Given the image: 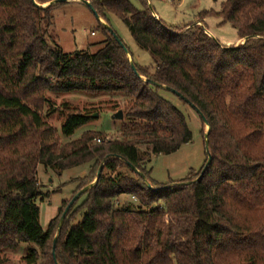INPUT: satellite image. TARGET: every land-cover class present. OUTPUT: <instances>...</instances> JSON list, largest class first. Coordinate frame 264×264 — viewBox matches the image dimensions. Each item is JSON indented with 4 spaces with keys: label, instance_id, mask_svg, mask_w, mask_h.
Masks as SVG:
<instances>
[{
    "label": "trees",
    "instance_id": "obj_1",
    "mask_svg": "<svg viewBox=\"0 0 264 264\" xmlns=\"http://www.w3.org/2000/svg\"><path fill=\"white\" fill-rule=\"evenodd\" d=\"M53 1L0 0V264L23 244L35 247L24 264H264V0H227L220 12L203 11L184 29L156 18L150 4L162 0H139L142 10L128 0H92L88 7L101 20L121 19L151 55V67L135 61L139 76L128 47L103 25L105 39L95 53L65 54L50 36L59 4H35ZM210 17L247 41L223 47L198 25ZM156 85L181 94L187 102L174 95L207 120L212 162L200 180L207 153L201 171L179 183L157 184L146 169L153 156L175 154L193 140L184 113ZM48 91L125 98L120 138L98 144L103 135L89 132L61 145L43 115ZM89 121L70 111L63 137ZM40 166L58 175L86 170L71 182L77 188L62 202V215L103 166L98 183L64 220L57 262L62 215L42 228ZM122 195L138 208L118 207ZM166 216L190 218L181 244L165 234Z\"/></svg>",
    "mask_w": 264,
    "mask_h": 264
},
{
    "label": "rangeland",
    "instance_id": "obj_2",
    "mask_svg": "<svg viewBox=\"0 0 264 264\" xmlns=\"http://www.w3.org/2000/svg\"><path fill=\"white\" fill-rule=\"evenodd\" d=\"M128 1L136 9H143L139 0ZM226 1L182 0L181 4L176 6L172 0H162L153 1L150 7L167 25L184 29L186 26L198 22L200 20L199 14L203 11L220 12L222 5ZM89 2H92V0ZM53 21L50 36L65 54H75L87 50L95 53L98 50L96 45L105 39L104 31L101 27L105 23L112 28L119 39L128 47L133 63L136 61L138 64L148 67L154 64L151 55L137 46L122 20L113 15H108L107 21L102 23L88 5L73 1L59 4L53 10ZM204 21L206 25H204ZM204 21L198 23V25L205 27L207 34H212L223 47H240L245 43V39L237 42L239 39L237 30L230 24H222L221 19L210 17ZM92 33H95V35L93 36ZM160 96L184 113L193 134V140L183 145L175 154L153 156L147 162L146 169L150 172L151 179L157 184L166 185L170 182L179 183L185 181L190 175L198 174L201 171L206 162L205 137L208 127L202 123L198 113L190 106L183 104L174 94L161 90ZM45 98L48 103L44 104L43 115L47 116L48 123L56 129L61 145L75 141L89 132L102 134L103 136L97 137V139L100 138L102 141L118 139L120 138L123 125L127 123L126 111L129 103L121 96L84 92L62 94L48 91L45 92ZM70 111H77L87 115L90 121L85 127L79 129L73 137L65 139L61 128ZM120 111L123 112V120H115L114 115ZM85 175L86 170L83 168L71 169L58 175L43 166L39 167L38 179L44 194L43 202L40 203V223L42 228L46 229L51 220L61 217L60 208L63 207L62 202L70 201L77 188V184L71 182ZM171 187L174 186L172 185ZM81 202L82 200L79 201V204ZM116 204L121 208L131 206L135 209L139 205L129 195L120 196ZM164 223L166 235L169 236L172 233L174 241L179 244L186 240V234L191 223L190 218L173 220L171 217L166 216ZM30 248L35 247L23 244L16 252L5 253L4 264H24L23 259Z\"/></svg>",
    "mask_w": 264,
    "mask_h": 264
},
{
    "label": "water",
    "instance_id": "obj_3",
    "mask_svg": "<svg viewBox=\"0 0 264 264\" xmlns=\"http://www.w3.org/2000/svg\"><path fill=\"white\" fill-rule=\"evenodd\" d=\"M34 1H35V0H34ZM73 1L81 2V3H83V4H86V5H88V6H91V2L86 1V0H55V1L49 3L48 5H45V6H40V5H38L36 2H35V4H36V6L45 9V8H47V7H49V6H55V5H58V4L69 3V2H73ZM94 13H95V12H94ZM95 15H96L97 19H98L100 22H102V23L104 22L103 20H101V18H100L96 13H95ZM103 24H104V27H105V28H107L112 34H114V37H115V39L117 40V42H118V43H121V40L119 39V37H118L117 35H115V33H114V31L112 30V28H110V27H109L107 24H105V23H103ZM210 36H211V35H210ZM246 41H247V39H245V42H246ZM125 50H126V53H127L128 57H129V60H130V62H131L132 69H133V70L135 71V73L139 76V74H138V72H137V69H136V66H135V64L133 63V61L131 60L130 52H129L126 48H125ZM156 86H158L159 88H161V89H163V90H166V91H168V92H172L173 94L177 95L178 97H180L181 99H183V100H185V101L187 102V100H186L181 94L177 93L176 91L171 90V89H169V88H167V87H164V86H160V85H156ZM192 107L194 108V106H192ZM197 112H198L200 118L206 123V125H207V127H208V131H207V133H206V137H205V149H206V153L208 154V162H207L205 168H204L203 171H202V175H201V177L198 179V180H200V179L204 176V174H205L207 168L209 167V165L211 164V162H212V157L209 155V150H210V149H209V138H208V135H209V132H210V127L208 126V124H207V120H206V118L204 117V115H203L202 113H200L199 111H197ZM94 117H95V116H94ZM123 118H124V115H123V112H122V111H120V112H118V113H116V114L114 115V119H115V120H123ZM132 169H133L135 172L139 173L134 167H132ZM102 171H103V166L100 168V170H99V172H98L97 179H96L95 183L92 184L91 186H89V187L83 189L82 191H80V192H79V193L73 198V200L70 202L69 206L66 208L64 214L62 215V217H61V221H60V225H59V229H58V235H57V237H56L55 240H54V247H53V255H54V259H55L56 262H57V260H56V255H55V249H56V245H57L58 237H59V234H60V232H61V229H62V226H63L64 220L66 219V217H67V215H68V213H69L71 207L74 205V203H75V202H76V201H77V200H78L83 194H85L87 191H89L90 189H92V188L98 183ZM139 174H140L141 177L146 181L144 175H142L141 173H139ZM146 185H147L148 188H152L151 185H150V183H149L148 181H146ZM168 188H170V187H168Z\"/></svg>",
    "mask_w": 264,
    "mask_h": 264
},
{
    "label": "built area",
    "instance_id": "obj_4",
    "mask_svg": "<svg viewBox=\"0 0 264 264\" xmlns=\"http://www.w3.org/2000/svg\"><path fill=\"white\" fill-rule=\"evenodd\" d=\"M156 18L158 19L157 16H156ZM95 141H96V143H98V144H101V143H102V140H101L100 138L96 139Z\"/></svg>",
    "mask_w": 264,
    "mask_h": 264
},
{
    "label": "crops",
    "instance_id": "obj_5",
    "mask_svg": "<svg viewBox=\"0 0 264 264\" xmlns=\"http://www.w3.org/2000/svg\"><path fill=\"white\" fill-rule=\"evenodd\" d=\"M157 16L159 17V15H157ZM159 18H160V17H159ZM160 19H161V18H160ZM161 20H162V19H161ZM205 20H206V19H205ZM204 25H206V24H205V21H204ZM209 32H210V30H209ZM210 34H211V32H210ZM211 35H212V34H211ZM212 37L214 38L213 35H212ZM239 40H240V39H238L237 42H238ZM82 174H83V173H82Z\"/></svg>",
    "mask_w": 264,
    "mask_h": 264
}]
</instances>
